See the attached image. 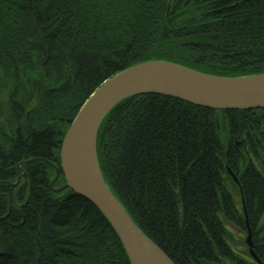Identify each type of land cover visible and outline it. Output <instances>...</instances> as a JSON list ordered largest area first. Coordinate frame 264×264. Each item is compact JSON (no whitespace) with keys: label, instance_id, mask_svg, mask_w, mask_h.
I'll return each mask as SVG.
<instances>
[{"label":"trees","instance_id":"obj_1","mask_svg":"<svg viewBox=\"0 0 264 264\" xmlns=\"http://www.w3.org/2000/svg\"><path fill=\"white\" fill-rule=\"evenodd\" d=\"M153 59L264 72V0H0V264H131L93 203L51 189L52 165L62 168V142L88 97ZM97 144L107 184L176 264H247L226 238L228 225L248 230L245 209L264 260V107L135 95L106 116ZM22 169L28 202L30 180L15 185Z\"/></svg>","mask_w":264,"mask_h":264},{"label":"water","instance_id":"obj_2","mask_svg":"<svg viewBox=\"0 0 264 264\" xmlns=\"http://www.w3.org/2000/svg\"><path fill=\"white\" fill-rule=\"evenodd\" d=\"M152 93L177 97L216 110L259 109L264 107V73L223 76L164 59L140 62L119 71L100 85L79 109L65 134L60 157L66 182L55 187L61 170L52 165L56 176L51 182V189L59 192L72 188L93 203L121 240L131 264H176L140 228L109 187L98 155L99 130L111 110L131 96ZM231 173L237 181L235 174ZM27 178L29 176L24 172L15 185L21 179L25 183ZM30 196L31 190L27 202ZM248 234L246 242L250 246L251 256L259 264H264L255 253L251 229Z\"/></svg>","mask_w":264,"mask_h":264},{"label":"rangeland","instance_id":"obj_3","mask_svg":"<svg viewBox=\"0 0 264 264\" xmlns=\"http://www.w3.org/2000/svg\"><path fill=\"white\" fill-rule=\"evenodd\" d=\"M198 1H200V0H196V2H198ZM193 3H191L190 5H188L186 7L187 12L189 13L188 15H191L192 13L196 14L195 7H192ZM238 145H239V143H238ZM33 160L34 159H32L31 161H33ZM257 166H258V169L260 170V172H262L264 174V154L261 157V160L258 161ZM228 170H229V174H230L231 179L233 181H235L236 184H239V181L235 180V178H234V176L232 175L231 172H233L235 174V176H236V173L233 170H231V168H229V167H228ZM55 176H56V174H55ZM55 176H54V179H55ZM229 187H231V192L234 193L236 201L238 202L239 206H241L242 202H243V198H242V202H241V197H240L241 195L238 192V188H236V186L234 185L233 182L229 183ZM244 205H245V202H243V206ZM244 213H245L246 220H247L246 224H247V229L248 230L245 233H242L236 227L233 228L231 225H228V234H226L227 235V237H226L227 238V242H228V244L230 246H232L234 253H236L237 255L241 256L242 259H244L245 263H247V264H258L254 260L253 256H251V254H250V246L246 242L247 237L249 235L248 234L249 229H251V231L253 229H252L251 223H249L248 214L246 213V209H245ZM260 223H264V217L262 218ZM252 233H253V231H252ZM253 243H254V240H253ZM221 264H239V263H237L236 261L234 262V261H231V260L224 259V261H221Z\"/></svg>","mask_w":264,"mask_h":264},{"label":"bare ground","instance_id":"obj_4","mask_svg":"<svg viewBox=\"0 0 264 264\" xmlns=\"http://www.w3.org/2000/svg\"><path fill=\"white\" fill-rule=\"evenodd\" d=\"M238 76H240V75H238ZM238 76H235V77H238Z\"/></svg>","mask_w":264,"mask_h":264}]
</instances>
